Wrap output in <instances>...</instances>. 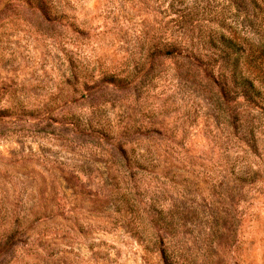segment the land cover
<instances>
[{"label": "rangeland", "instance_id": "1", "mask_svg": "<svg viewBox=\"0 0 264 264\" xmlns=\"http://www.w3.org/2000/svg\"><path fill=\"white\" fill-rule=\"evenodd\" d=\"M249 48L264 68V0H0L27 264H264V109L232 81Z\"/></svg>", "mask_w": 264, "mask_h": 264}, {"label": "clouds", "instance_id": "2", "mask_svg": "<svg viewBox=\"0 0 264 264\" xmlns=\"http://www.w3.org/2000/svg\"><path fill=\"white\" fill-rule=\"evenodd\" d=\"M191 0H189V3ZM97 80H101L98 76ZM93 132L103 135L112 140L113 147L119 142V139H112L115 133L109 134L103 127H94ZM85 158L75 161L77 164H83ZM58 163V161H53ZM101 167L100 164L94 165ZM75 175L81 182H86L89 176L83 174L80 170L74 169ZM15 174H11L7 159L0 165V264H27L30 260V244L24 241L29 235V224L31 213L28 211L33 201L28 199L27 195L23 196L16 187ZM29 192L35 191L29 188Z\"/></svg>", "mask_w": 264, "mask_h": 264}, {"label": "trees", "instance_id": "3", "mask_svg": "<svg viewBox=\"0 0 264 264\" xmlns=\"http://www.w3.org/2000/svg\"><path fill=\"white\" fill-rule=\"evenodd\" d=\"M246 68L242 72L237 62L232 66V81L241 87V93L250 106L264 109V68L256 49L249 48ZM248 135L255 136L254 121L248 119Z\"/></svg>", "mask_w": 264, "mask_h": 264}]
</instances>
